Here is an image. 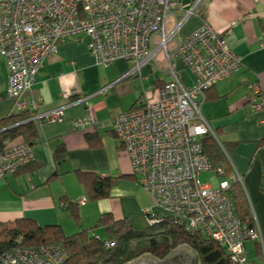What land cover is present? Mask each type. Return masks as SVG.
<instances>
[{
  "label": "crops",
  "instance_id": "1",
  "mask_svg": "<svg viewBox=\"0 0 264 264\" xmlns=\"http://www.w3.org/2000/svg\"><path fill=\"white\" fill-rule=\"evenodd\" d=\"M175 1L176 8L166 18L167 31L195 0ZM203 21L224 33L227 47L240 59L236 71L205 91L199 110L209 131L217 130L229 148L230 168L239 175L259 232V239L243 240L248 264H264V144L257 143L264 138V121L259 118H264V47L259 45L264 40V0H199L166 48L172 50L177 38L189 35ZM86 43L83 34L57 41L55 51L41 60L31 90L24 93L33 100L34 113L55 107H61L62 112L54 120H32L36 131L29 143L32 159L0 178V227L28 218L39 225L56 223L69 234L80 228H97L99 216L106 212L113 218L144 208L163 214L131 172L122 144L111 130L114 114L156 98L157 87L168 79L163 52L153 42V55L145 64L136 67L132 61L116 59L101 66L87 51ZM172 64L180 71L183 84H190L192 75L180 59H172ZM6 83L7 67L0 56V120L18 112L14 100L5 93ZM251 83L259 86L260 112H253L250 106L256 98L249 91ZM80 95L85 98L77 100ZM85 113L90 114L91 124L73 126L72 120ZM10 125L1 126L0 131ZM59 145L64 154L56 159L53 151ZM77 170L113 176L108 195L79 204L86 192L76 178ZM212 173L209 180L214 182L217 176ZM65 200L76 204L78 221L69 214L66 203L64 208L59 206Z\"/></svg>",
  "mask_w": 264,
  "mask_h": 264
},
{
  "label": "built area",
  "instance_id": "2",
  "mask_svg": "<svg viewBox=\"0 0 264 264\" xmlns=\"http://www.w3.org/2000/svg\"><path fill=\"white\" fill-rule=\"evenodd\" d=\"M199 0L186 9L172 29L166 31V18L175 0H0V56L7 67L5 93L14 100L17 111L27 109V119L54 120L61 107L34 113L31 90L41 60L56 49L57 41L83 34L86 48L95 63L107 66L116 59L132 61L136 67L153 55L151 45L163 52L168 79L157 87L154 99L112 116L111 130L122 144L130 170L138 183L152 196L163 214L171 215L186 230H198L222 245L234 264H248L244 239H259L255 223L246 224L234 213L225 192L230 179L240 181L230 170L227 177L214 182L200 181L199 171H212L210 160L201 150L199 135L210 130L199 104L205 90L240 66L239 57L226 45L224 33L205 21L189 35L177 38L172 50L166 48L182 21L191 15ZM259 45L264 47V40ZM179 58L192 75L190 84L181 81L172 64ZM249 91L253 112L261 111L259 86ZM80 95L77 100L84 99ZM260 121H264L262 115ZM85 113L72 125L91 124ZM32 159L30 144L23 140H4L0 150V178ZM217 172L220 171L218 167ZM85 196H80L82 204ZM59 206L64 208L65 202ZM152 222L161 215L142 210ZM105 245L113 241L105 239ZM67 252L61 242L15 245L0 250V264H61ZM158 258L143 252L121 264H158Z\"/></svg>",
  "mask_w": 264,
  "mask_h": 264
},
{
  "label": "trees",
  "instance_id": "3",
  "mask_svg": "<svg viewBox=\"0 0 264 264\" xmlns=\"http://www.w3.org/2000/svg\"><path fill=\"white\" fill-rule=\"evenodd\" d=\"M133 107L136 106L130 108ZM27 114L28 111L21 110L0 120V127L11 124L0 131V150L4 147L5 139L33 142L36 131L32 120L27 119ZM199 141L201 150L211 162L214 174L218 178L227 177L231 170L227 158L229 148L218 131H205L199 135ZM257 143L264 144V138L258 139ZM63 154L64 148L60 145L53 151L56 159H60ZM218 167L219 172L216 171ZM75 174L85 189L86 199L108 195L109 186L114 181L113 176H99L92 171L77 170ZM225 192L237 217L251 225L252 217L239 180L230 179ZM65 201L69 214L78 221L76 204ZM96 225L102 228L103 237L96 235L93 227L65 234L56 223L39 225L32 219L19 218L10 225L0 227V250L15 245L35 246L59 241L67 252V257L61 264H121L143 252L158 259L163 258L171 248L184 243L194 251L192 264H234L222 245L201 231L186 230L182 223L175 221L169 214H161L158 219L149 222L147 214L142 211H134L121 218H113L106 212L99 216ZM105 239L113 241V244L105 245Z\"/></svg>",
  "mask_w": 264,
  "mask_h": 264
},
{
  "label": "rangeland",
  "instance_id": "4",
  "mask_svg": "<svg viewBox=\"0 0 264 264\" xmlns=\"http://www.w3.org/2000/svg\"><path fill=\"white\" fill-rule=\"evenodd\" d=\"M167 31V29H166ZM154 43L159 42V38L155 37L153 39ZM212 176L213 173L211 171H199L197 173V177L200 181L209 180V176ZM214 179H218V177L214 176ZM98 228V229H97ZM94 227L93 230L96 231V235L99 237H103V231L100 226ZM65 231L69 233L68 228H65ZM161 263L158 264H192L194 261V251L189 248L186 244L181 243L177 246L170 249L168 254L162 258Z\"/></svg>",
  "mask_w": 264,
  "mask_h": 264
},
{
  "label": "water",
  "instance_id": "5",
  "mask_svg": "<svg viewBox=\"0 0 264 264\" xmlns=\"http://www.w3.org/2000/svg\"><path fill=\"white\" fill-rule=\"evenodd\" d=\"M158 260L161 262L162 258H159Z\"/></svg>",
  "mask_w": 264,
  "mask_h": 264
},
{
  "label": "bare ground",
  "instance_id": "6",
  "mask_svg": "<svg viewBox=\"0 0 264 264\" xmlns=\"http://www.w3.org/2000/svg\"><path fill=\"white\" fill-rule=\"evenodd\" d=\"M162 262V261H161Z\"/></svg>",
  "mask_w": 264,
  "mask_h": 264
}]
</instances>
